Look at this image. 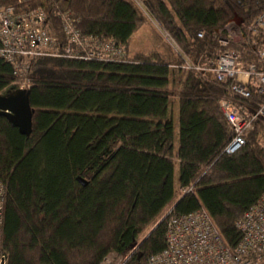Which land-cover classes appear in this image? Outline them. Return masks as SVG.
<instances>
[{"label": "trees", "instance_id": "1", "mask_svg": "<svg viewBox=\"0 0 264 264\" xmlns=\"http://www.w3.org/2000/svg\"><path fill=\"white\" fill-rule=\"evenodd\" d=\"M38 7L46 10L60 43L66 14L84 36L111 40L126 54L121 62L36 58L30 137L0 116L7 264H112L110 258L120 257L122 264H148L167 246L168 220L200 208L223 241L235 246L237 220L264 193V117L242 149L225 154L231 132L220 102L230 96L231 82H219L208 69L181 66L185 56L215 66L218 30L235 18L246 30L264 13V0H29L23 6ZM146 12L180 49L178 79L171 59L128 56ZM241 52L244 61L257 62L251 49ZM13 73V64L0 57V94L17 90ZM245 102L257 108L262 99L253 93ZM176 164L181 197L172 204Z\"/></svg>", "mask_w": 264, "mask_h": 264}, {"label": "built area", "instance_id": "2", "mask_svg": "<svg viewBox=\"0 0 264 264\" xmlns=\"http://www.w3.org/2000/svg\"><path fill=\"white\" fill-rule=\"evenodd\" d=\"M3 2L0 0V57L13 64L17 89H29L32 63L36 58L87 62L125 60L122 46L111 40L99 42L84 36L66 14L61 18L65 40L60 43L51 30L44 8L24 9L29 0H16V6ZM198 36L203 37V33ZM217 36L219 49L215 66L202 67L185 56L181 67L195 71L208 69L219 82H231L230 96L221 100L220 109L231 132L224 153L233 155L246 145L255 122L264 117V13L246 30L231 21L218 30ZM252 37L258 38L253 44ZM244 47L251 49L257 62L243 60L241 48ZM253 93L262 99L257 108L245 102ZM5 203L6 188L0 180V264L8 263V253L3 246ZM236 228L240 239L235 246H229L205 208L172 217L167 223L166 248L150 256L148 264H264V193L237 220Z\"/></svg>", "mask_w": 264, "mask_h": 264}, {"label": "rangeland", "instance_id": "3", "mask_svg": "<svg viewBox=\"0 0 264 264\" xmlns=\"http://www.w3.org/2000/svg\"><path fill=\"white\" fill-rule=\"evenodd\" d=\"M139 5L140 2H137ZM234 24H240L239 19L235 18L232 20ZM129 57L134 58L137 55H154L157 54L164 60L172 61V65H174L175 69V78H179V67L178 64V49L170 39L169 35L165 33L158 23L154 21L151 15L146 12L145 20L142 24V27L132 36L130 44H129ZM177 65V67H175ZM173 68V66H172ZM185 70V69H184ZM179 91V87H174V92L177 93ZM170 113L174 122V150L177 152L179 148V105L177 101V97L174 96L171 99L170 104ZM174 182H175V197L173 202H176L181 197V188L179 181V166L175 165V173H174ZM171 204V205H172ZM169 206L166 211L159 217V221L165 219L167 215L170 213L172 206ZM150 229L146 230L143 234H141L139 238V242L143 241V239L149 234ZM112 264H122L124 263V259L122 257L112 259Z\"/></svg>", "mask_w": 264, "mask_h": 264}, {"label": "water", "instance_id": "4", "mask_svg": "<svg viewBox=\"0 0 264 264\" xmlns=\"http://www.w3.org/2000/svg\"><path fill=\"white\" fill-rule=\"evenodd\" d=\"M33 114L34 110L30 103L29 89H17L0 94V116L6 117L11 126L17 128L21 135L30 137ZM79 181L85 185V182L81 179Z\"/></svg>", "mask_w": 264, "mask_h": 264}, {"label": "crops", "instance_id": "5", "mask_svg": "<svg viewBox=\"0 0 264 264\" xmlns=\"http://www.w3.org/2000/svg\"><path fill=\"white\" fill-rule=\"evenodd\" d=\"M173 64V63H172Z\"/></svg>", "mask_w": 264, "mask_h": 264}]
</instances>
